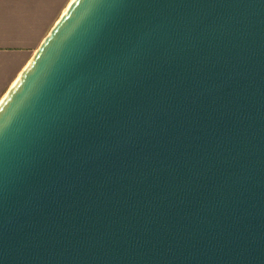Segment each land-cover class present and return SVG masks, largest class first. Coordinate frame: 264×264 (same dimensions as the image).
<instances>
[{"label": "water", "instance_id": "water-1", "mask_svg": "<svg viewBox=\"0 0 264 264\" xmlns=\"http://www.w3.org/2000/svg\"><path fill=\"white\" fill-rule=\"evenodd\" d=\"M0 264H264V0H72L0 101Z\"/></svg>", "mask_w": 264, "mask_h": 264}, {"label": "crops", "instance_id": "crops-1", "mask_svg": "<svg viewBox=\"0 0 264 264\" xmlns=\"http://www.w3.org/2000/svg\"><path fill=\"white\" fill-rule=\"evenodd\" d=\"M70 0H0V98Z\"/></svg>", "mask_w": 264, "mask_h": 264}, {"label": "bare ground", "instance_id": "bare-ground-1", "mask_svg": "<svg viewBox=\"0 0 264 264\" xmlns=\"http://www.w3.org/2000/svg\"><path fill=\"white\" fill-rule=\"evenodd\" d=\"M71 1H72V0L69 1V3L67 4V6L70 4ZM67 6H66V7L64 8V10L62 11V14H63V12L65 11V9L67 8ZM62 14H61V15H62ZM60 17H61V16H60ZM60 17H59V18H60ZM58 20H59V19H58ZM58 20H57V21H58ZM57 21H56V23H57ZM56 23H55V24H56ZM55 24H54V25H55ZM29 60H30V59H29ZM29 60H28V62H29ZM28 62H27V63H28ZM27 63H26V64H27ZM26 64L24 65V67L22 68V70L25 68ZM22 70L20 71V73L18 74V76L15 78V80L13 81V83L11 84V86L9 87V89H8L7 91H5V94L0 98V101H1V100L3 99V97L7 94V92H9L10 88H11V87L14 85V83L17 81V79H18V77L20 76Z\"/></svg>", "mask_w": 264, "mask_h": 264}]
</instances>
